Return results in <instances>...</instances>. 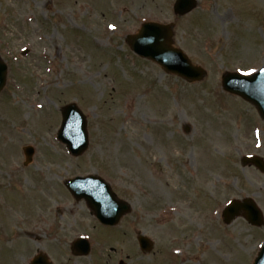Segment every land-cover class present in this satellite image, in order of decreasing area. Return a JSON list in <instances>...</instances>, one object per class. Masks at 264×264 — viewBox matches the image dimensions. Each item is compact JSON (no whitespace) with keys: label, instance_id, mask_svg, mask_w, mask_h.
<instances>
[{"label":"rangeland","instance_id":"obj_1","mask_svg":"<svg viewBox=\"0 0 264 264\" xmlns=\"http://www.w3.org/2000/svg\"><path fill=\"white\" fill-rule=\"evenodd\" d=\"M175 1L0 0L9 66L0 95V192L9 194L0 201V264H29L34 251L55 264H154L165 247L180 248L177 264L255 263L264 225L239 217L227 226L222 210L252 198L264 215V173L241 162L264 160V121L222 89L221 77L264 65V0H197L184 17ZM147 21L175 23L173 46L207 71L204 80L189 83L131 51L127 36ZM67 103L87 119L89 148L78 158L58 141ZM24 145L36 149L41 170L6 173L3 162ZM88 175L131 204L115 228L68 195L63 179ZM137 232L155 239L154 256L141 258ZM81 236L92 251L75 258L70 244Z\"/></svg>","mask_w":264,"mask_h":264},{"label":"water","instance_id":"obj_2","mask_svg":"<svg viewBox=\"0 0 264 264\" xmlns=\"http://www.w3.org/2000/svg\"><path fill=\"white\" fill-rule=\"evenodd\" d=\"M195 6V0H178L175 11L177 14L184 15ZM172 35L171 28L168 26L149 24L144 26L138 36L132 37L129 43L137 54L158 62L168 72L178 74L191 81L202 79L204 72L201 69L193 67L180 51L170 48L169 43ZM4 83L5 69L0 66V90ZM223 84L227 91L239 94L255 104L264 117V70L252 77L227 74L223 77ZM63 118L60 138L68 144L69 149L75 155H78L88 147L85 119L74 105L63 110ZM246 162L244 161V163ZM252 162L264 171V164L261 160L254 159ZM68 186L77 199L85 198L87 200L89 207L104 224L116 225L121 217L129 211L128 205L118 200L110 187L100 179L78 178L69 182ZM241 210L247 212L250 223L257 226L263 224L260 211L251 201L231 204L224 212L226 221L230 222ZM140 243L143 247H147V242L144 239H140ZM74 250L85 255L89 253V245L85 241H80L74 245ZM42 263V260L35 262V264ZM255 264H264V248Z\"/></svg>","mask_w":264,"mask_h":264},{"label":"flooded vegetation","instance_id":"obj_3","mask_svg":"<svg viewBox=\"0 0 264 264\" xmlns=\"http://www.w3.org/2000/svg\"><path fill=\"white\" fill-rule=\"evenodd\" d=\"M129 258V257H128Z\"/></svg>","mask_w":264,"mask_h":264}]
</instances>
